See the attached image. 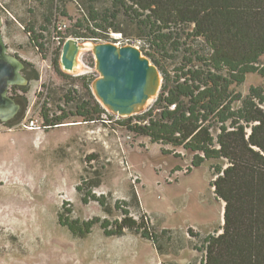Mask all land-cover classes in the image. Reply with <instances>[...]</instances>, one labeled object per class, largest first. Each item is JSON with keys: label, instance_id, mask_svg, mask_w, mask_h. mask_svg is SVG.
Masks as SVG:
<instances>
[{"label": "rangeland", "instance_id": "obj_1", "mask_svg": "<svg viewBox=\"0 0 264 264\" xmlns=\"http://www.w3.org/2000/svg\"><path fill=\"white\" fill-rule=\"evenodd\" d=\"M100 2L107 5L109 0ZM49 6V0H0L9 52L38 72L37 78L22 84L24 91H13L24 96L17 101L22 103L18 114L0 121V264H199L205 252L198 248L203 249L206 236L224 223L225 203L211 185L212 165L222 160H207L190 172L193 152L151 142L150 137L125 128L122 121L130 117L136 121L134 116L153 105L162 87L140 113L126 117L105 108L107 112L95 122L72 116L54 127L45 126L41 114L52 104L48 87L73 86L83 96V80L78 78L99 77L90 48L81 50L76 70L67 72L60 64L58 37L79 20L85 21L84 5L66 0V16L62 8L53 16L56 27ZM83 24L95 29L94 21ZM26 27L33 28L40 47ZM134 37L110 31L102 32L97 41L78 39L135 45L142 50L144 40ZM56 56L68 78L56 68ZM170 59L161 60L168 75L174 65ZM260 65L264 66V55ZM162 74L164 80L166 73ZM251 85L264 86V77L248 73L244 83L232 88L245 96ZM240 105L241 101L234 102L235 107ZM93 195L106 199L109 210ZM125 210L144 217L158 236V248L136 230L106 236L97 223L79 237L58 221L63 212L78 220L102 217L112 222Z\"/></svg>", "mask_w": 264, "mask_h": 264}, {"label": "trees", "instance_id": "obj_2", "mask_svg": "<svg viewBox=\"0 0 264 264\" xmlns=\"http://www.w3.org/2000/svg\"><path fill=\"white\" fill-rule=\"evenodd\" d=\"M79 1L84 5L86 22L79 20L68 29L59 48L70 34L97 41L102 32H121L143 39L145 55L166 73L153 105L134 116L136 121L124 119L125 128L150 137L151 142L193 152L190 172L207 160H222L212 165L215 178L211 185L225 203L224 223L206 236L203 249L198 248L205 252L199 264H264V86L251 85L245 96L232 88L244 83L248 73L264 77V66L260 65L264 0H109L107 5L100 0ZM65 2L49 0L55 27V12L62 8L66 16ZM93 21L95 29L83 24ZM26 29L40 47L33 28ZM169 57L174 63L170 75L161 63ZM54 63L62 76H70L62 73L58 56ZM37 77L33 68L27 74L29 80ZM78 79L83 80V96L73 86L48 87L52 104L41 114L45 126L54 127L72 116L95 122L107 112L94 97L92 79ZM10 89L16 101L24 98L13 91H24L26 86L12 85ZM235 101L241 105L235 107ZM92 197L109 210L106 199ZM58 221L75 236H86L99 223L106 236L136 230L157 246L158 236L144 217L137 218L128 210L112 222L102 217L78 220L63 212Z\"/></svg>", "mask_w": 264, "mask_h": 264}, {"label": "water", "instance_id": "obj_3", "mask_svg": "<svg viewBox=\"0 0 264 264\" xmlns=\"http://www.w3.org/2000/svg\"><path fill=\"white\" fill-rule=\"evenodd\" d=\"M0 17V121L13 119L21 107L10 94L13 85L25 84L29 79L23 73L25 63L9 52L2 33ZM86 47V44H89ZM94 53L99 77L91 87L97 100L112 113L131 116L140 113L147 102L162 87L160 68L135 45H116L112 42H79L76 37L65 39L62 44L60 64L63 70H76L82 49Z\"/></svg>", "mask_w": 264, "mask_h": 264}, {"label": "flooded vegetation", "instance_id": "obj_4", "mask_svg": "<svg viewBox=\"0 0 264 264\" xmlns=\"http://www.w3.org/2000/svg\"><path fill=\"white\" fill-rule=\"evenodd\" d=\"M28 67L26 68V65L24 66V70L23 73L27 76L28 72L31 71V69L29 68V65H27Z\"/></svg>", "mask_w": 264, "mask_h": 264}, {"label": "built area", "instance_id": "obj_5", "mask_svg": "<svg viewBox=\"0 0 264 264\" xmlns=\"http://www.w3.org/2000/svg\"><path fill=\"white\" fill-rule=\"evenodd\" d=\"M63 26H65V25H63ZM59 28H61V27H59ZM58 39H59V43H60V39H61V37H58ZM35 124V120H31L30 121V125H34Z\"/></svg>", "mask_w": 264, "mask_h": 264}, {"label": "bare ground", "instance_id": "obj_6", "mask_svg": "<svg viewBox=\"0 0 264 264\" xmlns=\"http://www.w3.org/2000/svg\"><path fill=\"white\" fill-rule=\"evenodd\" d=\"M86 45H87L86 47H89L90 43H89V44H86ZM75 68H76V69L79 68V67H78V62L76 63Z\"/></svg>", "mask_w": 264, "mask_h": 264}, {"label": "clouds", "instance_id": "obj_7", "mask_svg": "<svg viewBox=\"0 0 264 264\" xmlns=\"http://www.w3.org/2000/svg\"><path fill=\"white\" fill-rule=\"evenodd\" d=\"M64 41H65V39H64ZM64 41H63V42H64ZM62 44H63V43H62Z\"/></svg>", "mask_w": 264, "mask_h": 264}]
</instances>
